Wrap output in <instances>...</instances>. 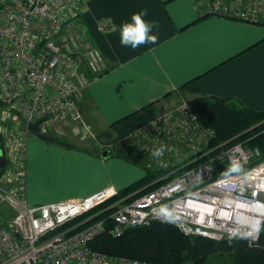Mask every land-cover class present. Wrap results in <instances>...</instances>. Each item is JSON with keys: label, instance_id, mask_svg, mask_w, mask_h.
<instances>
[{"label": "built area", "instance_id": "2783aa9c", "mask_svg": "<svg viewBox=\"0 0 264 264\" xmlns=\"http://www.w3.org/2000/svg\"><path fill=\"white\" fill-rule=\"evenodd\" d=\"M86 1L0 0V106L25 124L21 136L3 149L0 264H150L109 257L88 246L103 234L118 237L152 222L171 224L186 237L256 244L264 224L260 152L242 144L218 145L215 132L186 105L131 136L145 169L159 174L153 189L104 208L118 195L116 189L57 203L26 201V126L41 121L40 132L51 139L64 137L70 128L89 133L80 107L82 90L103 73L104 60L74 21V9ZM191 2L200 17L264 26V0ZM161 148L163 154L154 156ZM233 162L240 172L217 175L216 163L224 171ZM165 206L172 219L154 211ZM257 223L258 232L243 235Z\"/></svg>", "mask_w": 264, "mask_h": 264}, {"label": "crops", "instance_id": "0c3cea01", "mask_svg": "<svg viewBox=\"0 0 264 264\" xmlns=\"http://www.w3.org/2000/svg\"><path fill=\"white\" fill-rule=\"evenodd\" d=\"M144 10L157 42L122 46L120 26ZM74 13L104 69L82 90L88 134L70 128L53 143L26 135L30 205L120 191L140 180L145 167L132 134L191 100L230 99L264 110V26L200 19L191 0H87Z\"/></svg>", "mask_w": 264, "mask_h": 264}, {"label": "trees", "instance_id": "16d2710c", "mask_svg": "<svg viewBox=\"0 0 264 264\" xmlns=\"http://www.w3.org/2000/svg\"><path fill=\"white\" fill-rule=\"evenodd\" d=\"M186 106L201 125L215 132L218 145L242 144L256 148L264 160V110L254 111L236 100L215 97L194 99ZM218 165L215 164L217 175L232 173L227 167L220 171ZM158 178V173L145 169L140 180L118 191V195L102 208L120 200L134 199L153 189L156 184H151ZM88 247L109 257L150 264H208L211 257H217L224 264H264V224L257 243L253 245L242 238L215 242L186 237L171 224L152 222L147 226L126 229L118 237L103 234Z\"/></svg>", "mask_w": 264, "mask_h": 264}, {"label": "clouds", "instance_id": "9594fccd", "mask_svg": "<svg viewBox=\"0 0 264 264\" xmlns=\"http://www.w3.org/2000/svg\"><path fill=\"white\" fill-rule=\"evenodd\" d=\"M147 15L146 10L133 13L131 16V22L123 23L119 28L120 44L122 46H130L132 49H136L141 45L148 43L155 44L158 40L157 35L152 34V29L156 26L155 22L146 21L144 16ZM112 30L116 31V26H112ZM163 154V148L157 149L153 155L161 156ZM241 166L237 162H233L229 172H240ZM156 211V214L162 216L165 219H172V213L167 207H161ZM259 231V224L253 226L252 232L244 233L243 235H251Z\"/></svg>", "mask_w": 264, "mask_h": 264}, {"label": "rangeland", "instance_id": "374dc122", "mask_svg": "<svg viewBox=\"0 0 264 264\" xmlns=\"http://www.w3.org/2000/svg\"><path fill=\"white\" fill-rule=\"evenodd\" d=\"M25 124L23 120L12 113L9 109L0 106V156L3 154L7 141L11 140L14 136L20 137ZM29 136H32L29 134ZM57 139V138H54ZM5 159V157H4ZM208 264H224L217 257H211L208 260Z\"/></svg>", "mask_w": 264, "mask_h": 264}, {"label": "water", "instance_id": "95a60500", "mask_svg": "<svg viewBox=\"0 0 264 264\" xmlns=\"http://www.w3.org/2000/svg\"><path fill=\"white\" fill-rule=\"evenodd\" d=\"M40 123H41V121H37L35 123L28 124L26 126L28 133L33 135L34 137H36L37 139H39L41 141H44V142H47V143H53L54 142L53 139H51L47 135L42 134L40 132V129H39ZM104 155H106L105 152L103 153V156ZM3 166H4V159H3L2 156H0V167L2 168Z\"/></svg>", "mask_w": 264, "mask_h": 264}, {"label": "bare ground", "instance_id": "6f19581e", "mask_svg": "<svg viewBox=\"0 0 264 264\" xmlns=\"http://www.w3.org/2000/svg\"><path fill=\"white\" fill-rule=\"evenodd\" d=\"M261 214L263 215V214H264V212L262 211V212H261Z\"/></svg>", "mask_w": 264, "mask_h": 264}]
</instances>
